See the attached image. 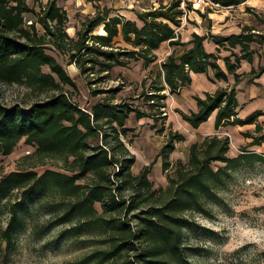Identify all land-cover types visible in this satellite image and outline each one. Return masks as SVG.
Segmentation results:
<instances>
[{
    "label": "trees",
    "instance_id": "1",
    "mask_svg": "<svg viewBox=\"0 0 264 264\" xmlns=\"http://www.w3.org/2000/svg\"><path fill=\"white\" fill-rule=\"evenodd\" d=\"M32 1L31 6L28 0H0V82L22 85L37 95L28 105L0 102V154L10 155L23 141L33 148L34 160L32 166L8 173L0 166V206L10 213L2 230L4 241L11 245L32 207H39L51 214L48 220L31 226L36 239L56 226H65L59 231L61 237L84 226L99 231L101 246L86 254L80 264H190L183 242V228L189 225L186 213L203 211L231 170L264 159V154L249 149L232 156L228 136L201 134L214 115L215 130L255 123L254 131L246 133L251 137L249 145L264 144V122L258 121L261 111L245 118L233 117L240 110L236 86L243 73L238 69L242 61L253 62L252 43H264V33L247 26L229 35L213 34L209 29L206 34L193 31L192 37L183 41L177 28L185 10L181 0H170L137 12L141 24L97 5L84 27L71 36L67 11L57 0ZM243 1L216 0L223 7ZM191 5L187 2L188 8ZM100 26L103 32H95ZM207 37L230 54L222 58L208 51ZM164 42L172 51L158 61L155 50ZM53 49L66 55L81 74L99 75L98 80L109 78L115 66L142 60L143 67L150 69L146 80L150 90L141 93L145 106L115 101L114 93L121 88L112 87L107 91L114 95L101 97L89 108L81 107L66 88L75 91L76 83L51 53ZM210 71L215 79L230 82L232 78L234 83L206 92L205 97L196 96V111L177 109L197 129L198 139L190 145L186 161L179 158L172 163L175 142L184 136L171 133L159 153L168 182L155 186L149 177L151 164L138 173L132 170L135 156L123 140L129 131L126 122L132 113L137 118L158 120L161 112L154 107H164L160 100L166 97L161 91L179 93L192 83V73ZM263 73L264 64L252 67L247 75L254 82ZM46 159L56 160L61 170H37ZM14 191L19 197L12 200Z\"/></svg>",
    "mask_w": 264,
    "mask_h": 264
},
{
    "label": "rangeland",
    "instance_id": "2",
    "mask_svg": "<svg viewBox=\"0 0 264 264\" xmlns=\"http://www.w3.org/2000/svg\"><path fill=\"white\" fill-rule=\"evenodd\" d=\"M169 1L57 0V3L67 11V31L71 36H75L76 31L84 27L88 17L96 12L97 5L110 7L114 13L120 14L121 12L141 24L137 19V12L157 8ZM189 1L192 3L191 8L187 7ZM28 2L29 5H33L32 0H28ZM181 6L184 7L185 12L181 17V25L177 31L183 41L192 37V30L206 33L212 29V20L208 19L209 12L226 9L216 0H206L205 4L201 5H195L192 0H186ZM36 8H38L37 5ZM241 13L238 6L229 8V14L233 16L231 20L235 21L234 24L242 19ZM252 15L257 18V14L253 13ZM254 17H250L252 24ZM262 20L264 22V19ZM241 22L243 21H239L238 24ZM253 25L264 33V23L256 21ZM95 32H103V28L100 26L96 28ZM211 41V37L204 41L208 50L215 51L222 58L230 54V50L223 46L214 48V43ZM122 46L128 45L122 42ZM252 48L255 50L254 60L252 64L245 61L241 64L238 72L243 73V77L236 88L239 100L250 98L253 103L241 113L247 117L261 111L263 114L259 115L258 121L263 123L264 76L261 79L260 77L254 79V82L260 80V83L255 84L247 72L252 67L257 69L264 64V43H252ZM171 51L172 47L168 43H164L157 50V60H164ZM235 51L239 53V48H236ZM51 53L57 57L76 83L75 91L69 86L66 88L74 93L73 99L81 107L89 108L101 97H109L114 94L115 101H127L134 105L145 106L144 96L141 93L150 90L148 81H146L150 69L143 67L142 60H131L127 66H115L111 70L109 78L98 80L99 75L87 77L81 74L74 63L68 62L69 58L66 55L55 49L51 50ZM222 58L219 61L223 65ZM44 70L49 71L47 67H44ZM89 78H92L91 82L88 81ZM194 78V82L182 88L179 93L171 92L168 89L161 91V93L165 92L166 97L160 100L165 104L164 107L161 109L154 107V111L161 112L158 120L151 117L137 118L132 113L126 122L129 131L123 140L135 156L132 170L134 173H138L144 165L151 164L149 177L155 186H166L168 182L159 153L171 133L178 132L184 136V139L175 142V150L170 154L172 163L179 158L186 161L190 145L198 139L197 129L192 128L181 117L177 109L188 113L196 111L198 110L196 96L205 97L206 92L213 93L220 87H230L234 83L232 78L230 82L215 79L212 71L208 74H194ZM112 87L121 89L114 94L109 93L107 90ZM95 90L103 91L95 95L93 94ZM36 99L37 95L22 85L0 82V102L7 106L28 105ZM213 120L214 115L203 125L201 134L216 133L220 137L228 136L230 155H237L240 153V149L254 150L264 154V144L250 146L251 137L246 136L247 132L254 131L255 123L227 125L225 128L215 130L210 123ZM32 153L33 148L20 141L10 155L0 154V166L3 172L8 173L16 168L32 166L34 164V160L31 159ZM46 167L61 170L59 163L53 159H46L44 165L35 168L41 172ZM18 197L19 192L17 191L11 195L12 200ZM50 214L44 208L32 207V213L26 216L24 225L16 231L15 240L11 245H7L2 237V230L6 226L10 213L7 208L1 205L0 264H80L86 254L101 246L99 231L87 229L85 226L64 237L59 235V231L63 230L65 226H56L42 239H36L31 233V226L37 221L48 220ZM186 215L189 218V225L183 228V242L187 248L186 258L190 264H264V159L231 170L223 185L218 189L217 196L207 202L204 210L187 212ZM133 223L135 224V221ZM244 233H249V235L245 236ZM251 237H255V239ZM257 239L260 240V243H257Z\"/></svg>",
    "mask_w": 264,
    "mask_h": 264
},
{
    "label": "crops",
    "instance_id": "3",
    "mask_svg": "<svg viewBox=\"0 0 264 264\" xmlns=\"http://www.w3.org/2000/svg\"><path fill=\"white\" fill-rule=\"evenodd\" d=\"M236 6H238L242 12L240 14L242 16V19H240L239 21L242 20L243 22H241L240 24H238L239 21L237 24H234L235 21L231 20L233 18V16H231V14H229V8L231 9L233 7H236ZM229 8L226 7V9H224V10H216V11L209 12V18H211L212 23H213V25L211 26L212 29H210V30L212 31L213 34L229 35L232 33H239V32H241L242 28H244L246 26L254 28L253 31H255V32H261L260 28H258L257 26H255L253 24L256 21L260 22V23H264L262 20V19H264V0H245L241 3H239L238 5H235V6L233 5ZM253 13L257 14V18H256V16L254 17L252 15ZM120 14L125 16L126 18L133 19L131 17H127L125 14H123L121 12H120ZM250 17H254L253 24H252V22H250ZM193 31L194 30H192L191 33ZM195 32H197L199 34H206L207 33V32L206 33H204V32L200 33L198 30H195ZM164 43H168V42H164ZM164 43H162L160 46H162ZM211 43H212V41H211ZM168 45H169V43H168ZM215 47H217V45L214 43V48ZM158 49L155 50L156 54H157ZM208 51H211V50H208ZM243 62L244 61H242V64H243ZM245 62H247V61H245ZM247 63H249V62H247ZM221 66L224 68V64L223 65L221 64ZM194 74H196V73H192V82H194V79H195ZM263 76H264V74L260 76V79L263 78ZM257 81L259 82L260 80H257ZM239 102H240V109L241 110H239L238 115L240 118H245L246 115H243L241 113V111L248 109V107H250V105H252L253 103L250 100V98L243 100V101L239 100ZM253 102H255V101H253ZM210 123L212 125L211 127H213L214 120ZM203 127H202V129H203ZM222 128H225V126L220 127V129H222ZM201 132H202V130H201Z\"/></svg>",
    "mask_w": 264,
    "mask_h": 264
},
{
    "label": "built area",
    "instance_id": "4",
    "mask_svg": "<svg viewBox=\"0 0 264 264\" xmlns=\"http://www.w3.org/2000/svg\"><path fill=\"white\" fill-rule=\"evenodd\" d=\"M186 0H181V5L185 3ZM193 4L195 5H201V4H205L206 0H192ZM214 5H218L216 3H213ZM182 7V6H181ZM184 9V7H182ZM234 118H240L239 115H235L233 116Z\"/></svg>",
    "mask_w": 264,
    "mask_h": 264
},
{
    "label": "snow or ice",
    "instance_id": "5",
    "mask_svg": "<svg viewBox=\"0 0 264 264\" xmlns=\"http://www.w3.org/2000/svg\"><path fill=\"white\" fill-rule=\"evenodd\" d=\"M245 236L249 235V233H244ZM252 239H255V237H251Z\"/></svg>",
    "mask_w": 264,
    "mask_h": 264
},
{
    "label": "clouds",
    "instance_id": "6",
    "mask_svg": "<svg viewBox=\"0 0 264 264\" xmlns=\"http://www.w3.org/2000/svg\"><path fill=\"white\" fill-rule=\"evenodd\" d=\"M257 243H260V240L259 239H257Z\"/></svg>",
    "mask_w": 264,
    "mask_h": 264
}]
</instances>
